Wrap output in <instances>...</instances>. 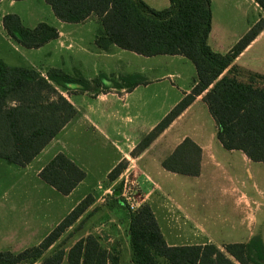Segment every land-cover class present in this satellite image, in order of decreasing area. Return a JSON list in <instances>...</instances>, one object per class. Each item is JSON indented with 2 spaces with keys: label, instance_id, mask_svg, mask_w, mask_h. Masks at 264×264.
<instances>
[{
  "label": "crops",
  "instance_id": "crops-1",
  "mask_svg": "<svg viewBox=\"0 0 264 264\" xmlns=\"http://www.w3.org/2000/svg\"><path fill=\"white\" fill-rule=\"evenodd\" d=\"M7 1L1 0L0 6ZM15 1L9 0V4ZM144 1L155 9L170 4V0ZM211 10L208 43L222 54L264 18V10L255 0H211ZM250 11L252 20L246 23ZM6 14L0 12L2 25ZM49 14V24L59 29V37L39 48H29L35 52L44 50L46 59L15 66L33 68L43 75L45 69L59 68L87 79L101 73L114 78L141 74L149 82L128 92L114 88L96 96L89 92H64L78 113L55 138L26 166L0 157V251L18 253L39 244L91 194L92 205L45 256L60 248L68 252L79 239L93 234L104 248L118 253L121 264H136L130 235L131 212L114 187L129 171L140 183L142 203L151 206L169 245L211 243L223 249L227 243L249 242L256 236L264 242V226L259 223L264 208V163L252 160L242 150L224 147L204 101L207 91L197 96L141 154L131 155L139 142L191 92L197 70L194 64L189 65L190 59L183 55L145 56L115 44L103 50L95 44L102 29L97 16L91 15L81 23H68L59 20L53 10ZM40 22L44 21L39 20L34 27ZM215 23L225 25L218 35L221 40H233L224 52L211 41ZM182 65L189 67V73L182 71ZM232 67L237 68V76L243 81L264 80V30L223 74ZM255 81L264 86V82ZM187 137L201 148L197 176L175 173L162 165ZM59 152L86 172L85 179L68 195L39 175ZM124 159L129 167L117 179H109V173ZM34 264L45 263L40 259ZM61 264H68L67 258Z\"/></svg>",
  "mask_w": 264,
  "mask_h": 264
},
{
  "label": "trees",
  "instance_id": "trees-1",
  "mask_svg": "<svg viewBox=\"0 0 264 264\" xmlns=\"http://www.w3.org/2000/svg\"><path fill=\"white\" fill-rule=\"evenodd\" d=\"M1 1V0H0ZM264 10V0H255ZM55 16L68 23H81L89 16L99 18L102 29L95 44L106 50L115 44L145 56L183 55L196 67L197 81L191 92L139 142L131 152L141 154L204 91V101L217 127V137L229 150H242L254 161L264 163V86L255 78L243 81L232 67L241 52L264 30V18L227 52H215L208 43L212 28L211 0H170L169 6L155 9L144 0H46ZM8 36L25 48H39L57 39V27L40 22L30 28L16 13L3 17ZM263 78V77H259ZM112 85H109V83ZM149 81L141 74L93 79L49 68L45 75L33 68L11 66L0 59V157L20 166L28 165L77 115L78 110L64 92H89L93 96L111 89L131 91ZM201 148L189 137L166 157L165 169L184 175L200 173ZM128 160L119 162L109 173L117 179ZM40 177L62 194H70L85 179L86 172L65 153H57L40 171ZM122 185L115 190L120 194ZM91 194L37 245L18 253L0 251V264H121L116 251L104 248L89 234L45 256L92 205ZM128 208V207H127ZM130 235L136 264H264V242L258 236L249 242L169 245L149 204L130 215Z\"/></svg>",
  "mask_w": 264,
  "mask_h": 264
},
{
  "label": "rangeland",
  "instance_id": "rangeland-1",
  "mask_svg": "<svg viewBox=\"0 0 264 264\" xmlns=\"http://www.w3.org/2000/svg\"><path fill=\"white\" fill-rule=\"evenodd\" d=\"M14 3L15 4L10 5L9 0L7 2H3L0 6V12L2 11V12L19 14V16L23 20L24 25L30 28H33L36 22H38L39 20H43L44 22L47 23H50L52 20L49 14L50 11L52 10L50 5L47 4L46 0H18V1L16 0ZM251 20H252V13L250 11L246 16V23H248ZM92 26L97 28L98 24L97 25L92 24ZM224 27L225 25H219L215 23V30L211 40L213 45L217 43V45L215 46L221 52H224L227 49V46L229 44H232L233 42L231 37L230 38L225 37L221 40V37L218 36L219 33H222V29ZM231 35L232 34H230V36ZM45 53L46 52L44 50H42V52H35V50H30L29 48H25L23 46L18 45L17 42H15L12 38L8 36L6 30H4L2 23H0V58L5 60L9 65L28 66V62L33 61L35 59H40L43 61L46 59ZM187 61L189 65H192V67H194L193 63L190 60ZM181 68L184 73H189V67L187 65H182ZM46 72L47 71L45 69L44 73L46 74ZM256 80L257 82H261V83L264 82V80L261 81V79L259 80L256 79ZM109 85L112 84L109 83ZM128 167H129V162L127 168ZM127 176L132 182L135 183L136 186H138L139 194L142 195L141 185L136 180V177H134V173L129 171ZM124 177L122 178V180H120L115 184L114 186L115 189L122 185V181ZM120 200L123 202L121 198ZM125 206L127 205L125 204ZM259 223L261 224V226H264V208L261 212V215L259 216Z\"/></svg>",
  "mask_w": 264,
  "mask_h": 264
},
{
  "label": "built area",
  "instance_id": "built-area-1",
  "mask_svg": "<svg viewBox=\"0 0 264 264\" xmlns=\"http://www.w3.org/2000/svg\"><path fill=\"white\" fill-rule=\"evenodd\" d=\"M118 197L123 200L130 212L137 211L143 205L138 186L127 175L122 181V188Z\"/></svg>",
  "mask_w": 264,
  "mask_h": 264
}]
</instances>
